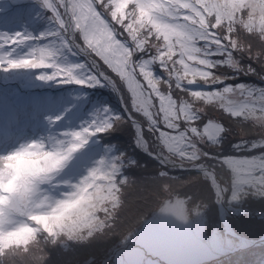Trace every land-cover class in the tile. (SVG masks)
<instances>
[{"label":"clouds","instance_id":"clouds-1","mask_svg":"<svg viewBox=\"0 0 264 264\" xmlns=\"http://www.w3.org/2000/svg\"><path fill=\"white\" fill-rule=\"evenodd\" d=\"M201 5L206 11L208 24L218 23L220 29H230L232 34L237 32L239 26L240 31L255 36L264 44V0H201ZM213 17L214 22L211 19ZM207 30L203 23L182 29L177 34V51L182 56L194 54L192 41L199 39V34ZM233 39L237 41V48L246 50L239 36H233ZM257 55L264 56V49H259ZM36 59L39 61L41 57L37 55ZM52 63L61 65L57 60ZM52 63L20 69H52L51 76H55L57 68L52 67ZM45 75L38 72L36 79L55 81L40 78ZM199 75L192 72L191 78L198 80ZM204 83L215 84L216 79H205ZM200 101L203 99H193L194 110H205L203 106H198L197 102ZM246 115L253 126H258L264 132V97L257 99ZM72 131L39 136L0 152V258L26 256L30 264H45L49 256L47 248L69 242L87 244L90 243L89 237L101 231V224L103 229L114 227L120 210L125 206V188L132 178L122 175V169L117 170V164L111 160L114 156H101L84 166L79 174H66L76 154L89 140L88 134L77 138L72 135ZM202 143L210 150H218L220 141ZM203 156L204 152H201L200 159ZM173 157H169L172 167L184 166V160L177 164ZM229 159L230 184L224 179L225 187L222 189L206 163H195L192 167L198 174L181 183L187 186L194 181L211 180L207 198L175 194L160 202L154 209V217L165 222L169 228L178 226L194 229L206 220V210L212 202L220 204L226 198V203L231 207L249 195L264 197V155ZM158 175L167 177L163 171ZM164 186L169 187L167 184ZM148 223L151 221L139 229L138 235L143 238V251L138 250L137 257L132 259L133 264H160V260L149 257L154 254L162 258L164 256L163 253L155 252L152 245L163 243L167 237L160 233L145 238ZM132 234L128 232L121 244H127ZM163 264H169L168 258L163 259Z\"/></svg>","mask_w":264,"mask_h":264},{"label":"snow or ice","instance_id":"snow-or-ice-1","mask_svg":"<svg viewBox=\"0 0 264 264\" xmlns=\"http://www.w3.org/2000/svg\"><path fill=\"white\" fill-rule=\"evenodd\" d=\"M40 4L42 8L51 11L52 15L49 19L55 26L54 30L41 33L36 38L20 32L12 35L0 33V68L7 71L25 67H43L52 63L56 60L57 50L47 44L32 47L28 53L18 59L12 58V51L32 39L55 38L59 48L73 52V49L79 46L74 40L70 41L67 34L79 31L86 49L94 52L120 77L132 94L133 107L147 119L152 126L150 130L158 132L160 144L168 153V156L162 158L161 163H170L169 157L175 156L180 160L195 164L194 162L200 159L201 152H204V156L209 155L208 152L198 147V143L220 141L226 131L222 124L212 118L203 122L202 111L194 110L189 101L180 99L178 102L171 92L173 81L176 89L187 92L192 99H203L205 104L219 102L224 112L232 117H243L245 120L248 119L246 113L253 108L257 99L264 97V88L249 89L243 84H237L235 87L227 85L221 90L207 92L184 87V83L190 86L197 85L198 81L204 82L205 79L213 77L216 79L215 84L223 83V78L213 71L218 66H226L236 71L241 69L233 52L243 51V49L237 48V41L233 39L230 29H223L222 35L211 31L220 29L219 24H208L201 0H107V3H104V0H58L59 7L65 10V16L68 19L61 15L57 4L50 0H40ZM96 4H100L104 9L111 7V19L127 32L132 42L131 47L116 38L115 29L97 10ZM129 4L134 7L131 11H126ZM200 23L207 27V32L200 33V38L192 41L194 54L182 56L177 51L179 46L177 34L190 25L197 27ZM153 36L156 43L152 42ZM149 50H154V54L148 58L141 57L133 60L136 53ZM37 53L41 57L39 61L36 59ZM174 57L178 58L174 59ZM214 57L223 58L213 59ZM154 65H158L161 72L166 74V79H162L161 75L154 71ZM52 67L57 68L55 76L45 75L40 78L56 79L63 74L64 83L87 87L100 85L97 76L85 71L86 65L83 63L59 66L52 63ZM137 71L147 84V88L150 89L147 94L140 79L137 78ZM192 72L200 74L198 80L191 78ZM161 85L167 87L169 91H162ZM237 92L243 97L239 102L230 98ZM153 96L158 102L157 115L160 116L165 127L171 130L170 132L156 128L158 121L152 111ZM102 112L103 114L96 113L79 130H73L72 135L79 138L82 134H88L90 139L93 134L112 128L113 116L108 115L110 110L105 107ZM115 119L119 120L120 117L116 116ZM181 121H183V127ZM257 146L253 143L251 148L255 149ZM241 147H246V145H241ZM111 160L117 164L118 171L123 168V164L118 163L122 157L114 156ZM128 163L134 164L135 161L129 160ZM224 163L228 165L231 163L229 157L224 158ZM75 170H77L76 166H74ZM102 229L103 224L100 225V230ZM121 264H133V261L126 259Z\"/></svg>","mask_w":264,"mask_h":264},{"label":"rangeland","instance_id":"rangeland-1","mask_svg":"<svg viewBox=\"0 0 264 264\" xmlns=\"http://www.w3.org/2000/svg\"><path fill=\"white\" fill-rule=\"evenodd\" d=\"M7 5L8 1L4 2L0 7V11L8 10L9 7ZM215 31L219 32L221 35L223 34V29H215ZM238 31H240L239 26H237V32ZM236 33H233L232 35L234 36ZM245 48L249 58L256 65L257 70L254 69V71H252L253 68L249 67V65H245L244 60H246L248 57L244 56L243 51H236L235 57L237 61L242 64L246 72L245 81L242 83H264V56H259V58L253 57V54L257 53L259 49H264V46L259 44V42L254 39H246ZM18 51V47L14 51H12V58L13 55ZM19 56L22 57L24 55L23 53H21L19 54ZM217 58L222 59L223 57H214L213 59ZM20 71H23V69H13L5 71L3 68H0V76L3 79H10L12 77L16 78L17 73ZM213 71L216 73L217 76H221L223 78V84L217 83L221 84L218 89L221 90L224 86H227L224 83L227 82L225 79H232V77H224V72L226 70L219 66L216 69H213ZM110 76L115 81V77L112 75ZM229 83L232 86L234 85L231 82ZM22 89H24V87L19 83H16L15 85L6 86L0 85V97L5 96L7 99H10L15 92ZM206 90L208 91V89ZM230 98L236 100L237 102L243 99V97L240 96L238 92ZM49 103L50 101L48 102V104ZM217 103L220 106V103ZM197 104L199 106L204 107L205 110L203 111V115H206L208 118H212L216 122H218V118L222 117L226 113L223 111V109L217 108L218 106L215 102H213L212 104L205 105L200 101L197 102ZM37 105H39V103H37ZM16 108L17 105L14 106V109ZM24 109H27L26 103L24 107L19 110V112L14 113L13 118L20 119L23 123L25 120V115H21L23 114L22 111ZM92 118V114H86L79 121L80 123H83L84 126ZM30 119H38V116L35 115ZM207 120L205 122H207ZM248 121L249 123L245 121L244 123L231 122L230 131L228 132V135L226 136L225 140H223L222 143L218 145V150H212V154L217 155L219 159L210 158L209 161L211 162L212 168L215 171L214 173H216V175H220L222 179V184L224 179L229 180L230 178L227 170L224 169V166L228 167V164L224 163L225 157H259L261 155H264L263 148L252 150L250 153H245V148L241 147V145L243 144L240 143L241 139L239 137H244V139H251V137H254L257 138V140L259 141H264V132H262L258 126H253L250 120ZM12 125L13 122L12 120H10L8 126L12 127ZM26 125H28L27 121ZM235 127H239L237 131L238 134L233 133V129ZM26 129H28L27 126ZM2 135L3 133L1 134V136ZM24 138L30 139L31 137L29 135L28 137ZM24 138H20L18 141L14 140L17 141L14 145H6L5 147L1 148L0 152L8 151L14 148L18 143L26 141ZM93 161L94 159L91 158L87 161V165H90ZM197 174L198 173L195 172L194 175L186 176L181 179H175L170 177L169 175H167L166 178H157V184L153 186L151 190V192H154L155 197L150 196L147 205L141 206L140 209H135L130 208L128 206L129 202H126L125 206L120 210L118 220L115 222L113 228H107L105 231L99 233L94 238H88L90 243L87 244L69 242L66 245H57L55 247L47 248L46 251L49 253V256L45 264H121L123 260L135 259L137 257L138 250L143 251V238L138 235L139 229L141 227H144L145 223L148 221H151V223H148L147 227L145 228V238L160 233L165 234L167 237V239L163 243H154L152 245L155 252L163 253L164 256L162 258L161 256L154 254L149 258L160 260V264H163L164 258H168L169 264H203L209 260L215 259L216 255L220 254V259L221 256L229 255L230 253L236 252L238 250H241L237 254L239 257L258 256L260 252L257 250V248H245L250 243L244 241L236 242L237 238L233 235L231 236L234 238L227 242H224L222 239H219L215 231L218 227L222 228V225L216 207L217 203L215 204V202L210 203V206L206 210V212L209 213L213 219L212 234H207L208 226L206 221H204V225L198 224L194 229H185L180 228L178 226H171V228H169L165 224V222L154 217V209L160 204V202L165 199H170L175 194H179L182 196L192 194L202 198H207V191L209 189L205 185L206 181H194L193 183L187 186H184L181 183L182 181L187 180L190 177H194ZM165 184L169 185V187L165 188ZM251 197L253 196L249 195L248 197H246L247 202L243 203V205H247L246 203L250 202ZM263 203L264 199L262 200V203L259 202L252 204L251 208L253 210V213H263ZM220 209L222 210L221 207H219V211ZM222 212L223 214H225L224 211ZM141 214L145 215L146 217L143 218L139 223H136L134 219ZM226 218L228 223L230 222V226L232 225V229L234 227V229L238 231H248L251 234L261 232L264 234V220L255 218H245L242 216L234 218L226 216ZM250 219H255L259 223H255L253 221H246ZM130 231L133 234L129 238V242L127 244H121V240ZM233 246L237 247L233 250ZM226 257L227 256H224L223 260H218V262L215 264H222L228 262V260H226ZM9 264H30V262L26 256L23 258L14 257L11 263Z\"/></svg>","mask_w":264,"mask_h":264},{"label":"trees","instance_id":"trees-1","mask_svg":"<svg viewBox=\"0 0 264 264\" xmlns=\"http://www.w3.org/2000/svg\"><path fill=\"white\" fill-rule=\"evenodd\" d=\"M11 2L13 4V9H12L13 14H12V16H10L6 20L7 23L10 25L9 27H7L8 30H13L11 32V35L16 33V32H20V33L25 34V32L23 30V26L21 24V21L19 19H17V20L14 19V17L16 15H18L20 12H23L22 16H21L23 22H25L26 18L29 16L30 22H31V20H34L39 25L43 24L42 26H44V27H48L49 24L54 25L53 22L49 19V17H51V15H52L51 11L42 8L41 4H40V0H11ZM50 2L57 4V8L60 11L58 0H50ZM96 7L98 8V10L103 15H108V13L110 15V12L112 10L111 8L108 10H105L103 8H99L98 4H96ZM52 30H54V29H52ZM115 35H116L117 39L121 40L122 42L127 43L130 47L132 46V42H131V40L128 37V34L126 32L120 33L118 30H115ZM35 36L36 35H33L31 37H35ZM234 36H239L240 39L242 41H244V46L246 44V39H254L257 42H259V44L264 46V44H262L255 36L247 35V34L243 33L242 31H238ZM32 41L33 42H31V43H33V46H41V44L39 42H37L36 39H33ZM27 42H29V41H27ZM152 42L153 43L157 42L155 40L154 36L152 37ZM49 43L52 44L53 47L56 48V50H57L56 60L58 63H60L62 65L63 64H72V63H83L86 65L85 71L90 72L92 75H95V73L91 69V66L88 63V61L86 59H84L82 56L78 55L74 51H73L74 52L73 53V52H68V51H65L64 49L59 48L58 47V41L55 38L50 40ZM43 45L44 44L42 43V46ZM20 48H21V45H20ZM152 54H154V50H149V51H146L144 53H136L133 57V60L134 61L138 60L141 57L148 58ZM243 54H244V56L248 57L246 60H244L245 65H249V67L257 70L256 65L251 61L246 50H243ZM233 55H234V58L236 59V57H235L236 51H234ZM93 56L97 59L99 65L104 66L109 72L116 75L115 82L117 85L118 93L122 97L123 102L125 104V108L127 109L128 113L132 117H134L135 119L140 121L143 125L148 126L151 129L152 126L149 124L147 119L142 115V113L138 112L133 107L132 94L128 91L126 84L120 79V77L116 73H114L105 63L102 62V59H100V57L96 56L94 53H93ZM259 56L260 55H257V53L253 54L254 58H259ZM174 59H175V57H174ZM261 62H262V60H261ZM239 64L241 65V69L239 71L230 69L226 66H224V67L219 66V67L226 70L224 72V75H225L224 77H232V79H225L226 81L231 82L232 84H236V83H240V82L245 81L246 72H245L242 64L240 62H239ZM170 67H171V65H170ZM177 67H179V65H177ZM50 70H52V69H48L47 72H40V73L48 74ZM154 71L158 75H161L162 79L167 78L166 74L161 72L158 65H154ZM37 74H36V76H37ZM19 76H20L19 80L22 83H24L26 85L30 84V86L33 89H38V88L43 87V85L37 86L36 84L31 83V81L36 80V76L35 77L24 76L23 73H20ZM116 78L119 82L116 80ZM137 78L140 79V82L144 86L145 92L147 94V92L150 91V89L147 88V84L143 81V78L139 76L138 71H137ZM46 83H48V82H46ZM48 84H51L55 88V89H53L54 95L49 94V95L45 96L46 100L47 99L53 100L52 106H54L55 109L58 110V111H56V113H54V116H58L59 113L65 114V116L63 118H59V120L57 122H55V123H57V125H56L57 128L54 130L56 131L55 133L57 135L59 133H62L65 131L64 126L66 124L69 127H71L75 123V121L70 122V123L66 121L67 118L70 119L71 114L75 110L72 107L73 103L79 104L81 102L85 103L87 101V105H88L92 100H100L99 102L106 105L107 108L110 110L109 115L113 116V120H112L113 127L108 129L105 132L97 133V136L99 137V143L103 146L102 149H100V147L98 146L100 149V152L97 156V159L101 156L122 157V160L118 161V163L123 164L122 175L129 176L132 178L129 186H127L125 188V195L123 197V199L125 200V203L129 202L128 206L130 208L140 209L141 206L148 204L150 196L155 197L154 192H151V190H152V187L157 184V180H158L157 178H159V175H158L159 172L163 171V172L167 173V175H169L170 177L175 178V179H181V178H184L186 176H191V175L195 174V171H193L192 169L176 170V169H172L168 166H162L159 163H157L154 159L150 158L149 156H145L144 154H142L133 143V140H134L133 131L131 129L129 122L124 118V116L122 115L120 110L113 106L112 101H111L112 100V94L105 87V85L102 82H100V85L95 86V87H87L84 85H77V84H68V83L63 82V74H61L60 76H58L55 79V81H49ZM205 86H207V85L202 81H198L197 85H191V86L184 83L185 88H191L193 90L203 91L205 89ZM44 87H45V85H44ZM245 87L249 88V89H261V88H264V83L263 82L262 83H252V84L246 85ZM161 90L164 92L169 91L168 88L163 86V85H161ZM212 91H215L214 88L212 89ZM171 92L173 93L174 98L178 102L180 99H184V100L189 101L190 103H193V99L191 97H189L187 92L175 88V82L174 81L172 82ZM54 96H56L57 99ZM152 100H153L152 111L154 113L155 118L158 121L156 128H158L162 131H165V132H170L171 130H169L165 127L163 122H161V120H160V116L157 115V113L159 111L158 102L154 96L152 97ZM201 102L204 104L203 101H201ZM215 103L218 106L217 108L222 109L218 105L217 102H215ZM39 105H37V106H39ZM87 105L84 107H87ZM104 105H102V106H104ZM4 107H5V102L2 101V98L0 97V124L6 118V116L9 113V111L6 110L7 108H4ZM48 114H50V112H48ZM68 114H69V116H67ZM203 114H204V112L202 111L201 116L203 118V122H205L208 117L206 115H203ZM116 116H119L120 119L119 120L115 119ZM41 120L47 122V117L44 116V117H42ZM217 120H218V123L222 124L226 130L225 133L223 134L221 140H220V144L222 143L223 140H225L226 136L228 135V132L230 131L231 122L244 123V121H245V122L249 123V121L245 120L243 117H231L230 115H227V114L223 115L222 117L218 118ZM180 123H181V126L183 127L184 126L183 121H181ZM200 126L202 127V123H200ZM46 128L47 127H42L39 129V131L41 133H44ZM238 129H239V127H235L233 129V133L238 134V132H237ZM143 137L147 141L148 148H149V150H151V152H154L156 147H157L158 150L163 155L168 156L167 150L164 149L163 146L160 144L159 134L157 131L152 130L151 135L148 132L144 131ZM152 137H154L155 139H153ZM239 138L241 139L240 143L243 145H246V147H244L245 153H250L252 150H257L260 148H263V152H264V146H261V145H264V141H259V140H257V138H254V137H251V139H244V137H239ZM253 143H256L258 145L255 149L251 148V145ZM198 147H200L203 151L208 152L209 155L201 157L200 160H198L194 163H198V162L206 163L207 166L212 168V164L209 161V159L210 158L219 159V157L215 154L213 155L212 150H210L208 147H206L205 143H198ZM173 159H175L178 162L180 161V159L178 157H173ZM129 160L135 161V163L129 164L128 163ZM192 164H193V162L185 161L184 166H190ZM224 169L227 170L229 177H230L229 167L224 166ZM216 176L218 177L220 183L222 184V179H221L220 175L217 174ZM228 181L230 184V178ZM205 185L208 189L211 188V184L209 183V181L208 182L206 181ZM222 185L225 187L224 184H222ZM263 199H264V197H262V198L251 197L250 202L246 203L247 205H243V203L247 202L246 198H245L242 201H240L239 203L232 204L231 207L240 208L241 210H243L249 214H263L264 215V211H263V213H253V210L251 208L252 204L259 203V202L262 203ZM225 204L228 205L226 203V198H225ZM241 205H243V206H241ZM216 207H217V205H216ZM119 214H120V212H119ZM119 214H118V216H119ZM100 215H103V214H100ZM145 217H146L145 215L141 214V215L137 216L134 220L136 223H139ZM228 217H231V216H228ZM252 218H254V217H252ZM255 219H257V218H255ZM255 219H250V220H246V221H253L255 223H259ZM117 220H118V218H117ZM212 220H213L212 216L206 212V220H204V221L207 222V226H208L207 234L213 233V222H212ZM226 220H227V218H226ZM204 221L200 222L199 224L204 225ZM228 224L230 225V222ZM106 229L107 228L101 230L100 232L94 233V236L89 237V238L90 239L94 238L96 235L105 231ZM232 230L236 235L241 236L247 240H255L263 234L261 232L251 234L248 231H238V230L234 229V227ZM215 233L217 234L219 239H222L224 242L230 241L231 239L234 238V237L228 235L227 233H225L221 227L216 228ZM250 248H257V250L260 252V254L258 256H243V257L240 256L239 257L237 254L241 250H238L236 252L230 253L229 255H224V256H227L226 260H228V262H225L222 264H264V245L252 246ZM219 255H216L215 259L209 260L203 264H215L218 262V260H223L224 256H221L219 259ZM13 258L14 257H3V258H0V261H2V264H9V263H11Z\"/></svg>","mask_w":264,"mask_h":264},{"label":"water","instance_id":"water-1","mask_svg":"<svg viewBox=\"0 0 264 264\" xmlns=\"http://www.w3.org/2000/svg\"><path fill=\"white\" fill-rule=\"evenodd\" d=\"M116 99L118 100V97H116ZM127 118L129 119V121H130L133 125H137V126L140 125V124H139L137 121H135L134 119H132V118H130V117H128V116H127ZM155 157H156L157 159H160V160H162V158H163V157H162L161 155H159V154H156ZM167 164L171 165L170 163H167ZM177 164H178V163H177ZM178 167H179V166H178ZM178 167H175V168H178ZM190 168H193V167H190ZM194 169H195V168H194ZM208 169H209V171H213V169H211L210 167H208ZM195 170H196V169H195ZM196 171H197V170H196ZM213 172H214V171H213ZM214 174H215V173H214ZM216 178H217V177H216ZM217 180H218V178H217ZM218 182H219V180H218ZM219 183H220V182H219ZM220 187L222 188L221 184H220ZM222 189H223V188H222ZM222 195H224L223 192H222ZM218 206L222 208V211L226 212L227 214H229V215H231V216H233V217H237V216L250 217V216H252L251 214L246 213V212H243V211L230 212V211H229L230 207H228V206H226V205L224 204V200H222L221 203L218 204ZM219 217H220V220H221V222H222V224H223V227L226 228V227L228 226L227 223L223 220V217L220 216V214H219ZM263 219H264V217H263Z\"/></svg>","mask_w":264,"mask_h":264},{"label":"bare ground","instance_id":"bare-ground-1","mask_svg":"<svg viewBox=\"0 0 264 264\" xmlns=\"http://www.w3.org/2000/svg\"><path fill=\"white\" fill-rule=\"evenodd\" d=\"M220 213H221V209H220V211H219Z\"/></svg>","mask_w":264,"mask_h":264}]
</instances>
